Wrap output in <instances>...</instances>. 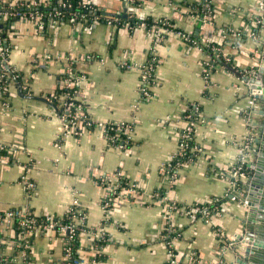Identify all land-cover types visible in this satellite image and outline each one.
I'll return each instance as SVG.
<instances>
[{
  "label": "crops",
  "instance_id": "crops-1",
  "mask_svg": "<svg viewBox=\"0 0 264 264\" xmlns=\"http://www.w3.org/2000/svg\"><path fill=\"white\" fill-rule=\"evenodd\" d=\"M0 1L15 6L29 0ZM86 1L109 14L169 20L189 40L173 31L156 40L143 25L11 19L5 26L8 65L21 80L10 81L7 96L0 100V145L8 147L0 159V212L27 206L37 217L62 216L77 203L86 214L78 238L79 264H94L92 244L104 219L109 240L102 251L103 264H166L164 233L170 224L180 232L173 246L181 264H240L244 244L237 237L257 228L263 212L247 223L245 203L224 198L239 143L250 128L259 138L253 124L264 118L253 113V108L264 113V105L254 104L239 73L248 70L250 76L264 66V0H211L214 12L208 20L191 12L189 5L199 0H138L135 6L128 0ZM224 28L241 34L230 33L224 39ZM211 43L220 44L232 67L219 65L204 79L207 55L201 48ZM152 59L149 93L143 97L140 66ZM67 66L81 77L78 99L94 122L131 123L123 147L111 143L99 127L81 129L78 135L64 132L59 112L44 98L62 84ZM191 104L200 111L194 135L200 154L181 165L170 186L161 167L177 151ZM256 160L251 156L252 163ZM118 171L126 189L105 212L102 199L107 189L100 179H113ZM24 175L35 186L29 197ZM158 190L184 205L221 198V209L213 215L170 213L168 203L155 198ZM217 230L225 241L218 239ZM0 232L12 237V225L1 223ZM227 241L233 246L222 248ZM0 244V259L12 258L5 264L63 261V237L55 229L35 233L26 255L10 239Z\"/></svg>",
  "mask_w": 264,
  "mask_h": 264
},
{
  "label": "built area",
  "instance_id": "built-area-1",
  "mask_svg": "<svg viewBox=\"0 0 264 264\" xmlns=\"http://www.w3.org/2000/svg\"><path fill=\"white\" fill-rule=\"evenodd\" d=\"M133 1V0H129ZM1 2V1H0ZM2 3V2H1ZM5 5V3H2ZM38 2L36 0L29 1H21L17 3L15 6H8L7 8H3L0 6V67L6 68L8 65L9 58V49L6 43V36L2 29V24L5 21H9L11 18H25V17H33L36 19H41L43 12L38 10H32L31 7L37 6ZM62 6H66L65 3L61 4ZM26 7L27 10L22 11L19 7ZM205 13L201 16L202 20H208L211 17L212 4L211 0H204ZM19 8V9H17ZM55 15H60V12H56ZM196 18H199L197 14H195ZM52 18V16H50ZM106 23L113 24V21L108 20ZM145 26L143 23L141 24ZM169 27L172 25L168 24ZM127 26V25H126ZM148 31H151L154 34L156 40L161 39L165 33L170 32V28L166 26H152ZM182 39L189 40V37L182 33L181 31H175ZM240 35V31L232 30L231 28L222 29V37L225 39L228 34ZM251 37L255 38L256 35L254 33L250 34ZM208 46V45H207ZM211 51L214 57L209 54L207 58L203 61V74L204 79H207L210 72L217 66H219L216 62V58L223 57L226 61H229L225 55L222 53V47L220 45H211ZM203 50V48H201ZM204 51V50H203ZM9 66V65H8ZM130 65H127L129 67ZM141 71V91L143 97H148V89L147 85L152 79V74L154 71V59L151 61H147L144 65L140 66ZM242 75L249 74L250 71L242 70L240 71ZM65 76L62 79V85L64 87H73L74 90L72 92H64L60 95L59 102L55 106L59 110L60 119L64 125V132L72 133V134H80L81 129L99 127L107 139L120 147H123L125 143L128 142L130 131L132 128L131 123H96L94 122L86 113L84 103L78 99V86L81 77L76 75L75 71L72 67H66L64 70ZM3 75L0 76V79ZM7 78V77H6ZM1 82H6L2 80ZM0 94L8 91V83H4L0 85ZM48 102H51V97H46ZM184 119L186 120V126L180 132V139L177 151L170 156V158L164 163L161 167V172L165 173L169 179L170 186L173 185L178 173V169L182 164H186L188 162H192L194 159L198 157L200 154L199 146L194 142V135L197 129L198 121H200V111L196 104H191L189 110L184 114ZM252 128L249 129V132L246 136H244L239 143V156L236 159L235 163L230 168V175L228 176L229 180V191L228 195H230V199L233 201L244 202L243 190L242 188L237 186V183L241 177L245 175L246 165L249 162L250 157V147L253 141V134L251 133ZM191 143V144H190ZM190 144V145H189ZM1 149L7 150L8 147H4V145H0ZM199 152V154H198ZM4 155H0V159H2ZM113 179L110 178H102L100 179V183L103 184L107 192L102 199V208L105 212H108L111 208L112 200L121 194V190L124 188L120 185V182L123 180L124 185H126L125 178L120 173V171L116 172ZM22 183L26 189V195L29 197L34 192V183L29 180L25 175L21 177ZM132 189V185H129ZM129 190H131L128 187ZM155 198L160 199L161 201L168 203L167 209L170 213L175 212H188L189 215L200 214L207 215L206 210H202L200 206L196 203L192 205H184L179 204L174 201L169 200L167 195V191L158 190L155 192ZM66 215L68 217L67 223H62L60 219ZM62 216H53V215H45L43 220L37 221L36 217L31 209L27 206L22 207H14L8 209L4 212H0V224L6 223L14 226V221L16 220L18 227L22 229L20 232V238L24 242L22 249H19L22 254L26 255V249H29L31 242L29 241V237L31 234L37 232H43L48 229H55L62 234L63 237V261L62 264H70L66 263V260L70 257L71 251L74 248V241L79 233L85 227V212L78 206L77 203H74L67 212ZM105 223L100 225L98 228V234L96 235V239L92 244V249L95 251L96 255L93 258L94 264H103L104 260H101L99 257L103 255V248L106 243L104 241H108V236L105 232V226L107 225V219H104ZM180 232L178 228L171 224L168 227V230L164 233L165 244L167 245L168 250V259L166 260V264H181L177 255V251L173 246V242L178 238ZM216 235L219 240L225 241L224 236L221 235L220 231H216ZM1 242V240H0ZM100 242V243H99ZM103 242V243H101ZM13 244V243H12ZM234 242H228L226 245H223L222 248L227 249L233 246ZM14 247V245H13ZM78 251V247H77ZM189 258L193 261L196 258L195 253H190ZM5 263L12 260L4 257ZM4 263V264H5ZM73 263L79 264L80 258L74 260Z\"/></svg>",
  "mask_w": 264,
  "mask_h": 264
},
{
  "label": "trees",
  "instance_id": "trees-1",
  "mask_svg": "<svg viewBox=\"0 0 264 264\" xmlns=\"http://www.w3.org/2000/svg\"><path fill=\"white\" fill-rule=\"evenodd\" d=\"M45 3L46 4L38 2L37 6L31 7L32 10H38L40 12H43L41 20L44 22L49 21L50 19H57V20H61V21L68 19V20L72 21L73 23L79 22V23H82L84 25H90L93 21L107 22L108 20H111V21H113V24L125 25V26L127 25L128 27H131V28L140 26L143 23L145 25L146 29H150L152 26L164 25L167 28H170V30L173 32L179 31L178 29H176L174 27H171V26L169 27L168 24H171V22L169 20H166L163 18L154 19L152 17L140 18V17L133 15L132 13L131 14L127 13L125 17H122L120 15H116V14H105V12L102 9H98L97 7L93 6L90 2H88L86 0H45ZM62 3H65L66 6H62L61 5ZM128 3H131L135 6V5L139 4V1L138 0H133V1L128 0ZM0 6L3 8H7V4L3 5L1 2H0ZM189 6L191 8V12L194 14H197L199 18H201V16L205 13L204 0H199L198 2L190 4ZM19 8H21L22 11L27 10V8L24 6L19 7ZM19 8H17V9H19ZM58 11L60 12V15H55V13ZM213 12H214V10L212 8L211 16L213 15ZM50 16H52V18H50ZM25 18H28L29 20L33 19V17H25ZM9 21H6V23L2 24V29H3L4 34H5V29H6L5 26H7V23ZM211 45H220V44L211 43L208 46L203 47V50L206 54H209L212 57H214V55L212 54V51H211V47H210ZM216 61H217L216 63L218 65H223L226 69H231V67H232L231 62L226 61L221 56L216 58ZM239 73H241V72H239ZM1 75H3V76L0 79V85H3L4 83L9 84L10 81L19 82L21 80L20 75H18V73L9 66L6 68H3V69L1 68L0 76ZM62 75L65 76V74H62ZM76 75H79V74L76 73ZM2 80H5L6 82L3 83V82H1ZM73 90H74L73 87L68 88V87H64L62 84H60V85H58V87L56 88V90L54 91L53 94H48L46 96V97H48V96L51 97V100H52L51 102H48L46 100V98H44V99L48 102V104L51 107L55 108L59 112V110L55 106L59 102L60 95L63 94L64 92H72ZM7 94H8V91L0 94V100L4 99L7 96ZM5 154H7V151L0 148V155H5ZM244 172H245V174L248 172L247 167H246ZM120 185L122 187H124L122 190L126 189V185H124L123 180L120 182ZM237 186L241 188V184L239 182L237 183ZM196 204L198 206H200L203 211L206 210L208 214L213 215L221 209L222 199L221 198H211L206 203H196ZM36 219H37V221H41L44 219V217H36ZM60 221L62 223H67L68 217L66 215H64L60 219ZM21 231H22V229L20 227H18L17 222L15 220L14 226H13L12 237H6L0 232V240L10 239L16 250L22 249L24 242L20 238V234H21L20 232ZM33 236H34V234H31V236L29 237L30 242H32ZM78 238H79V235L76 237V239L74 241V248L71 251L70 257L66 260V263L75 264V263H73V261L79 259V253L77 251V247L79 244ZM108 240H109V237H108ZM107 242L108 241H106V242L104 241V243H107ZM101 243H103V242H101ZM1 246L2 245L0 244V247ZM27 251H29V249H26V252ZM99 258L101 260H104L105 255H102ZM7 259L9 260L11 258H7ZM4 263H5V260L0 259V264H4Z\"/></svg>",
  "mask_w": 264,
  "mask_h": 264
},
{
  "label": "water",
  "instance_id": "water-1",
  "mask_svg": "<svg viewBox=\"0 0 264 264\" xmlns=\"http://www.w3.org/2000/svg\"><path fill=\"white\" fill-rule=\"evenodd\" d=\"M125 10L126 9L124 8L123 11L126 12ZM121 16L125 17L126 14L123 13ZM262 22L264 25V19ZM261 56L262 58L264 57V40ZM243 80L246 81L245 83L248 89V95L252 96L254 104L260 102L264 105V66L262 65L258 67L254 74L244 76ZM20 86V83H18L19 91H21ZM253 111V113L258 115H264L263 111H258L254 108ZM261 123L255 122L253 124L260 131V135L259 138L254 140V144H251L250 147L249 162L246 165L248 172L238 181L243 190L244 203L246 207V218L244 221L247 223H254V216H258L259 211L264 212V206L261 203V199L264 194V182L261 181L262 179L264 180V162L263 165L261 164V160H264V151L261 150V147L264 146V118ZM251 156L255 159L259 158V160L252 163L250 161ZM229 198L230 195L226 196L224 201L229 200ZM258 218H261V216H258ZM260 225L258 226L259 228H254V226L252 228H248L241 236L237 237L238 241L244 244L243 257L239 260L240 264H264V237L259 236Z\"/></svg>",
  "mask_w": 264,
  "mask_h": 264
},
{
  "label": "flooded vegetation",
  "instance_id": "flooded-vegetation-1",
  "mask_svg": "<svg viewBox=\"0 0 264 264\" xmlns=\"http://www.w3.org/2000/svg\"><path fill=\"white\" fill-rule=\"evenodd\" d=\"M262 135V134H261ZM264 136V135H263ZM261 150H263L264 151V146H262L261 147ZM263 162H264V160L262 159L261 160V164L263 165ZM261 181H263L264 182V180L262 179ZM261 203L263 204V206H264V194H263V198L261 199ZM261 218H263V219H261ZM261 225H260V229H259V236L260 237H264V212H263V214H262V216H261ZM262 254V253H261ZM264 258V257H263Z\"/></svg>",
  "mask_w": 264,
  "mask_h": 264
},
{
  "label": "rangeland",
  "instance_id": "rangeland-1",
  "mask_svg": "<svg viewBox=\"0 0 264 264\" xmlns=\"http://www.w3.org/2000/svg\"><path fill=\"white\" fill-rule=\"evenodd\" d=\"M251 133L253 134V141H252V144H254L255 135H256V129L254 128V130H251Z\"/></svg>",
  "mask_w": 264,
  "mask_h": 264
}]
</instances>
